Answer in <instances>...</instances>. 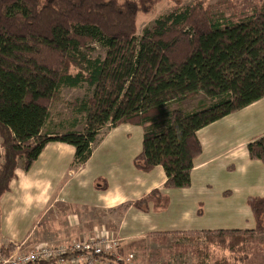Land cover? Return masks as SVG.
Masks as SVG:
<instances>
[{
	"label": "trees",
	"instance_id": "16d2710c",
	"mask_svg": "<svg viewBox=\"0 0 264 264\" xmlns=\"http://www.w3.org/2000/svg\"><path fill=\"white\" fill-rule=\"evenodd\" d=\"M159 1L0 0V197L18 161L28 167L47 143L72 146L82 166L101 131L121 124L143 129L137 170L160 166L164 190L188 188L202 149L198 131L264 97V11L244 21L214 18L196 1L156 18L137 37L138 15ZM95 43L104 57L91 56ZM67 88L90 93L71 103L82 117L68 128L61 122L62 133L44 132ZM198 96L204 100L190 113L171 108ZM247 153L264 164V134ZM247 202L253 227L204 230L209 245L233 252L264 235V195ZM133 205L165 209L169 197L153 190Z\"/></svg>",
	"mask_w": 264,
	"mask_h": 264
},
{
	"label": "crops",
	"instance_id": "0c3cea01",
	"mask_svg": "<svg viewBox=\"0 0 264 264\" xmlns=\"http://www.w3.org/2000/svg\"><path fill=\"white\" fill-rule=\"evenodd\" d=\"M263 134L264 97L198 131L202 149L190 173V186L167 190L160 166L145 173L134 167L133 159L142 148L143 129L139 126L121 124L103 131L82 166L74 164L72 146L47 143L28 167L18 161L9 190L0 197V245L44 240L66 244L87 237L94 226L103 224L112 227L125 243L148 234L204 231L200 221L207 216L209 206L233 197L238 199L235 212L241 214L234 221L238 228L233 229L250 228L253 216L247 200L264 195V164L249 158L247 145ZM97 155L98 166L93 168ZM223 177L231 182L221 183ZM71 184L75 190L69 192ZM153 190L165 191L169 197L167 208L148 207L143 211L134 207ZM58 204V210L71 214L68 222L62 224H67L64 229L58 225V229L42 230L33 238L34 227L24 232L16 227V221L17 226H24L28 217L38 222ZM124 204L130 206L122 207ZM225 204L228 212L237 205L232 201ZM81 212L88 214L84 223ZM171 212L176 217L168 220ZM107 215L116 216V221L110 222ZM80 225L82 228L78 229ZM216 225L209 230L218 229Z\"/></svg>",
	"mask_w": 264,
	"mask_h": 264
},
{
	"label": "rangeland",
	"instance_id": "374dc122",
	"mask_svg": "<svg viewBox=\"0 0 264 264\" xmlns=\"http://www.w3.org/2000/svg\"><path fill=\"white\" fill-rule=\"evenodd\" d=\"M196 1H201L202 3H205L207 7H210L214 18L225 16L232 18L235 21H244L249 19L252 14L258 11H264V0H161L154 5L150 13H140L138 15V29L136 36L140 37L142 34V30L145 27H151L155 19L160 17L161 15L169 13L176 8L190 5L192 3H195ZM92 46H94V51L91 53V56H105V49L102 48L98 43H95ZM89 97L90 93L86 89H64L62 91V101L60 103L53 104V106L50 108V118L43 131L47 132L48 130H52L58 133L61 131V122L62 124H64L65 128H68L69 126L67 125V123L69 121L73 120L74 118L80 119V117H82V114L78 113V111L76 110L77 108L74 107V105H72L71 103L78 102V104H81ZM200 100H204L202 96L184 101L180 105L172 104L171 108H180L184 112L190 113L197 108L198 102ZM82 128L83 126L79 125L77 127V130H81ZM105 130L106 129H103L101 131V134ZM114 159L117 158L114 157ZM110 160L108 161L109 164L112 163ZM2 161V148L0 145V165ZM97 161L98 155L94 158L93 168L98 166ZM220 182L226 183L231 181L223 177ZM71 186H73V184H71L67 188L69 192L73 189L75 190V188H72ZM226 201H232L237 205H233L230 208L229 212L225 211ZM60 206V204L54 206L50 210V212L43 215L44 217L40 218L38 222L37 220H33L28 217L26 218L24 226L22 224L17 226L19 223H17V221L15 225L16 227H18L20 232L27 231L29 227V229L34 227L31 235L33 238L37 236L42 230H45L47 232L54 231V228L58 229V225L60 228L64 229L65 227H67V224L65 226H62V224L65 220L66 222H68V218H70L71 214H64L63 211L58 210L57 207ZM237 206L238 199H236L235 197L230 199L223 198L215 202L214 205H210L209 210L206 213L207 216H202V219L200 221L201 229L209 230L211 229V227H214L213 225L215 224H218V226H215L218 229L238 228L234 225V221L238 220L241 215L235 212ZM87 215V212L80 213V217H82L83 223L85 218H87ZM89 215L91 216V212H89ZM174 216L176 217L175 212H171V214L168 216V220L173 219L172 217ZM106 219H109V221L113 223V221H116V216L107 215ZM103 225L94 226L92 230L89 231L90 233H87L89 234L87 237L93 236L95 233L98 234L102 232H108L111 235H114V237L116 236V238H119L118 240H120V246L117 250V254L120 256V259L125 260L127 256L132 255L133 264H264V235L256 234V236H254L250 241L244 242L243 244L239 245L233 252H230L228 250H224L221 247L209 245L206 242L202 231L170 232L169 234H148L145 236H140L138 238H133L132 240L125 243L126 241L120 238V236H118L117 233L114 232V229H112V227L105 226V224ZM252 227L248 229H251ZM81 228L82 225H80L78 229ZM83 238L85 237L78 239ZM71 240H73V238L69 239L68 241ZM43 243L52 245L59 244L56 242L44 240L38 243L28 241V243L22 242L19 245L9 246H11V248H13V246H21L23 250H29ZM124 260L112 263L125 264Z\"/></svg>",
	"mask_w": 264,
	"mask_h": 264
},
{
	"label": "built area",
	"instance_id": "2783aa9c",
	"mask_svg": "<svg viewBox=\"0 0 264 264\" xmlns=\"http://www.w3.org/2000/svg\"><path fill=\"white\" fill-rule=\"evenodd\" d=\"M119 238L108 232L75 240L66 244H39L32 249L23 250L21 246L0 245V264H114L120 259L118 248ZM107 255L114 257L106 259ZM133 256L124 260L125 264L132 263Z\"/></svg>",
	"mask_w": 264,
	"mask_h": 264
}]
</instances>
